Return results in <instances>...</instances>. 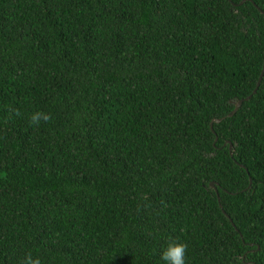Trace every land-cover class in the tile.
I'll return each instance as SVG.
<instances>
[{
  "label": "trees",
  "instance_id": "16d2710c",
  "mask_svg": "<svg viewBox=\"0 0 264 264\" xmlns=\"http://www.w3.org/2000/svg\"><path fill=\"white\" fill-rule=\"evenodd\" d=\"M263 57L264 0H0V264H264Z\"/></svg>",
  "mask_w": 264,
  "mask_h": 264
},
{
  "label": "clouds",
  "instance_id": "9594fccd",
  "mask_svg": "<svg viewBox=\"0 0 264 264\" xmlns=\"http://www.w3.org/2000/svg\"><path fill=\"white\" fill-rule=\"evenodd\" d=\"M11 111L16 116L20 115L18 109H11ZM51 119V113L36 111L29 116V124L30 126L39 127L42 122L48 123ZM187 251L188 245L186 243L178 240H169L161 249L160 258L164 261V264H186ZM21 264H42V260L40 256L34 257L31 252H27Z\"/></svg>",
  "mask_w": 264,
  "mask_h": 264
},
{
  "label": "water",
  "instance_id": "95a60500",
  "mask_svg": "<svg viewBox=\"0 0 264 264\" xmlns=\"http://www.w3.org/2000/svg\"><path fill=\"white\" fill-rule=\"evenodd\" d=\"M240 3H241V2H240ZM252 4L257 8V6H256L253 2H252ZM263 70H264V57H263V62H262L261 70H260V72H259V74H258V77H257L256 83H255V86H254V88L252 89L251 94H253V93L255 92L256 88L258 87L259 82H260V79H261L262 74H263ZM251 94L248 95V96H246V97H244V98H241V99H237V100H235V102H233V108H232V110L229 111V112L226 114V116H231V115L236 111V109H237L238 106L241 104V102H242L243 100L248 99V98L251 96ZM222 118H223V117H221V118H214V119H211V120L209 121V128L212 130V127H211V126H212V123H213V122H219ZM216 138H217V137L214 136V140H213L214 142L216 141ZM230 147H231V144L228 143V149H229V150H230ZM209 185H210L212 188H214L212 182H209ZM214 190H215V192H216V189H215V188H214ZM216 196H217V193H216ZM217 199H218V196H217ZM229 221H230L231 225L233 226V223L231 222L230 219H229Z\"/></svg>",
  "mask_w": 264,
  "mask_h": 264
}]
</instances>
